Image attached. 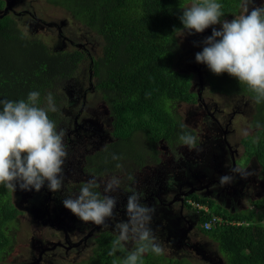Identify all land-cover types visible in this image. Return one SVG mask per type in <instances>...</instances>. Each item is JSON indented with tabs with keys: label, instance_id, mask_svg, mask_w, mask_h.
Wrapping results in <instances>:
<instances>
[{
	"label": "trees",
	"instance_id": "16d2710c",
	"mask_svg": "<svg viewBox=\"0 0 264 264\" xmlns=\"http://www.w3.org/2000/svg\"><path fill=\"white\" fill-rule=\"evenodd\" d=\"M245 0H217L224 17L231 20L241 12ZM70 13L80 24L103 39L100 56L94 60L92 75L113 117L114 137L125 146L133 145L137 132L153 143L171 140L189 128L174 107L193 103V75L174 69L181 53L179 34L185 29L179 17L182 8L194 0H49ZM7 4L0 0V100L26 99L28 93H40V104L51 93L57 109L62 96L56 85L78 72L85 59L81 50L53 51L38 38L25 35L17 21L4 14ZM212 93H239L254 97L245 85L227 73L208 72ZM264 113V102L258 104ZM49 112V117H55ZM53 120V119H52ZM183 126V127H182ZM257 144V157L264 176V128ZM173 139V140H174ZM178 142L182 143L179 138ZM249 146V143H247ZM200 203V202H198ZM205 204V203H204ZM253 209L240 213L201 211V226L212 215L227 223L203 232L218 245L225 264H264V198L253 202ZM19 211L11 202L9 190L0 185V259L9 254L15 237L12 224ZM109 233L98 236L91 254L79 263L121 264L131 249L123 248L109 256ZM142 264H192L188 259H167L163 254L146 252Z\"/></svg>",
	"mask_w": 264,
	"mask_h": 264
},
{
	"label": "flooded vegetation",
	"instance_id": "af4514ba",
	"mask_svg": "<svg viewBox=\"0 0 264 264\" xmlns=\"http://www.w3.org/2000/svg\"><path fill=\"white\" fill-rule=\"evenodd\" d=\"M76 49L85 54L82 63L87 58L91 60L90 87L83 94L86 102L89 92L99 91L92 75V66L97 58L94 59L87 50ZM204 65L202 64L198 70L200 78ZM207 83L208 97L202 95L203 84L202 90L195 92V85L192 82L191 91L197 95L196 101L179 103L174 107L188 126V133L196 137V144L191 151L178 142L179 136L153 143L141 132L135 135L133 145L125 146L120 140L121 137H114L113 117L103 97L105 112L110 119V132H105V126L100 124L98 119L85 117V104L78 114L63 116L61 112L64 106L63 99L59 100L57 112L52 119L58 131L60 129L65 131L64 144L68 155L63 168L62 189L53 193L45 185L40 192L35 190L21 192L27 203V210L22 212H35L34 220L51 227L55 234L58 233L59 238L64 240L58 241V244L52 242L53 246L47 248H44L42 243L39 246L40 257L34 263H42L43 255L48 251L61 248L69 254L78 248L87 247L92 240L89 246L90 255L98 236L109 233L116 237L113 227L117 221L127 219L125 204L127 196L134 190L143 194L142 203L156 207L150 225L156 237L158 229L161 230L162 226L167 235L173 232V245L184 246L195 254L202 255L206 261L210 260L205 250L201 248L202 243L204 245L210 243L207 239L209 237L202 230L201 211L213 213L219 212L220 209L221 212L240 213L253 209V202L264 198L260 193H254L256 198H252L249 190V186H259L264 181L262 167L257 157V144L261 141V130L264 128V113L253 97L239 93L230 95L219 93L231 100L226 108L228 113L220 108V104L219 108L214 106L211 112V102L206 101L213 100L212 96L216 93H212L210 90L212 86L208 81ZM78 90L72 91L81 99L82 90L80 87ZM182 105L202 109L200 115H195L197 120L193 123L199 125V130L186 123L178 109ZM198 117H203V121H198ZM210 124H213L216 130L212 129ZM113 154L121 159L113 160ZM118 163L122 165L119 169L116 167ZM227 164L229 167L239 166L246 175L244 178L237 175L231 183L221 186L218 177L229 174ZM113 175L121 180L120 189L111 193L117 198L118 203L114 216L107 218L104 225L83 222L63 206L62 199L69 196L74 198L79 193L82 183L93 177L101 182V187L94 190L102 197L103 182ZM126 244L131 246L129 249L134 247L132 241ZM85 259H76L72 263H79Z\"/></svg>",
	"mask_w": 264,
	"mask_h": 264
},
{
	"label": "clouds",
	"instance_id": "9594fccd",
	"mask_svg": "<svg viewBox=\"0 0 264 264\" xmlns=\"http://www.w3.org/2000/svg\"><path fill=\"white\" fill-rule=\"evenodd\" d=\"M222 7L217 0H194L182 8L179 19L189 34L203 33L213 25L221 26L213 28L212 35L203 41V50L196 53V62L207 65L216 75L227 73L247 86L254 94L255 103L264 102V4L247 0L244 11L231 20L222 19ZM45 101L41 106L37 91L29 92L26 99L0 100V185L9 190L40 192L45 185L53 193L62 189L68 155L65 131H58L49 117V112L57 111L53 95L49 93ZM179 140L190 151L194 149L196 137L192 134L182 133ZM112 159L121 157L113 154ZM116 167L119 169L122 165L118 163ZM237 175L244 178L246 173L239 166L229 167V174L219 176L218 183L229 184ZM120 185V178L111 176L103 182L101 197L94 190L101 187V182L93 177L82 183L74 198L62 199V204L81 221L104 225L107 218L114 216L118 201L111 193L118 191ZM142 199L141 192L132 191L125 204L127 219L114 225L117 236L111 241L109 256L122 251L129 241L134 244L121 264H142L146 252L156 255L164 252L150 226L156 207L142 203Z\"/></svg>",
	"mask_w": 264,
	"mask_h": 264
},
{
	"label": "rangeland",
	"instance_id": "374dc122",
	"mask_svg": "<svg viewBox=\"0 0 264 264\" xmlns=\"http://www.w3.org/2000/svg\"><path fill=\"white\" fill-rule=\"evenodd\" d=\"M4 1L7 2L10 0ZM246 2L247 0L244 1L243 5ZM255 4H264V0H255ZM190 5L191 3L186 6ZM249 6L251 7L253 4H249ZM242 12L243 10L237 15ZM6 13L17 21L25 35L42 40L54 52L72 51L73 49L81 48L84 51L87 50L94 58H98L101 54L104 44L103 39L76 21L70 13L51 4L49 0H16L9 12ZM220 27V25H213L203 33L193 31L189 34L185 30L179 34L181 53L176 59L174 69L181 73L193 75L195 92L201 91V84H203L204 92L202 95L204 97L209 96L207 77L210 70L207 65H204L202 68V77L200 78L198 70H200L202 64L197 63L195 57L196 53L203 50V41L212 35V29H219ZM90 73L91 60L87 58L80 65L79 71L75 75L62 84L56 85L54 90L63 98L64 106L61 108V112H63V116L78 114L85 104V117L98 119V122L105 126V132H110V119L105 112L106 107L102 101V93L100 91H95L94 93L89 92L86 102L85 98H83L84 92L90 87ZM93 81L96 80L93 79ZM78 87L82 90L80 93L81 99H78V95L72 91L75 90L78 92ZM212 99L206 101L211 102V112L214 106H218L219 108L220 104V108L228 113L226 108L229 106L228 104L231 100L219 94L213 95ZM178 109L184 116L187 124L190 123L197 130L200 129L199 125L193 124L197 120L195 115L198 116L202 113L200 107L182 105ZM217 117L219 118V115ZM202 119L203 117H198V121H203ZM210 126L216 130L213 124H210ZM99 128L102 129L101 127ZM249 187L252 198H256L253 195L254 193H260L261 196H264V181L259 186ZM9 192L11 202L21 213L18 221L12 224V235L15 237L13 246L9 254L5 255L4 259H0V264H36L34 262L40 257L39 246L42 243L44 248L52 247V242H57L58 244V241H63L64 238H59L58 233L56 235L54 229L51 227L39 223L38 220H34L35 212H22L27 210V203L19 189L15 191L9 190ZM113 233L117 235L114 227ZM173 237V232L167 235L164 233L162 226L161 230L158 229L157 231V242L164 248L163 255L165 258L174 260L188 258L192 264H225V260L218 251V245L211 241L210 238H207L208 242H210L208 245H204L203 243L201 245V248L205 250L206 256L210 259L206 261L202 255L195 254L184 246L173 245ZM92 242L90 240L87 247L78 248L76 249L77 251H72L69 254L61 248L55 251H48L47 254L43 255L42 263L39 264H67L76 261V259L87 258L90 253L89 246ZM124 246L127 249L131 247L129 244H125Z\"/></svg>",
	"mask_w": 264,
	"mask_h": 264
},
{
	"label": "built area",
	"instance_id": "2783aa9c",
	"mask_svg": "<svg viewBox=\"0 0 264 264\" xmlns=\"http://www.w3.org/2000/svg\"><path fill=\"white\" fill-rule=\"evenodd\" d=\"M208 212V211H207ZM227 223V221L225 219H223L222 217L216 216V215H212V217L210 218V220L208 222H206L203 225V229L206 231L212 230L213 228H216L217 226L222 227Z\"/></svg>",
	"mask_w": 264,
	"mask_h": 264
},
{
	"label": "water",
	"instance_id": "95a60500",
	"mask_svg": "<svg viewBox=\"0 0 264 264\" xmlns=\"http://www.w3.org/2000/svg\"><path fill=\"white\" fill-rule=\"evenodd\" d=\"M15 1H16V0H10V1H7V2H6V3H7V7H6V9H5L4 14L7 15L6 12H9V10L12 8V5L15 3Z\"/></svg>",
	"mask_w": 264,
	"mask_h": 264
}]
</instances>
